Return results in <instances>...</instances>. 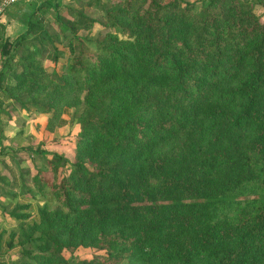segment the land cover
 I'll return each mask as SVG.
<instances>
[{
  "label": "trees",
  "instance_id": "trees-1",
  "mask_svg": "<svg viewBox=\"0 0 264 264\" xmlns=\"http://www.w3.org/2000/svg\"><path fill=\"white\" fill-rule=\"evenodd\" d=\"M197 1L90 0L102 16L86 27L107 30L87 38L63 14L80 10L41 0L1 35L0 92L34 114L80 103L71 159L36 146L51 177L35 168L27 187L19 173L11 190L0 176L8 264H264V0ZM49 9L77 41L59 74L35 57L56 37ZM1 132L0 119V153ZM78 246L102 253L76 260Z\"/></svg>",
  "mask_w": 264,
  "mask_h": 264
},
{
  "label": "rangeland",
  "instance_id": "rangeland-1",
  "mask_svg": "<svg viewBox=\"0 0 264 264\" xmlns=\"http://www.w3.org/2000/svg\"><path fill=\"white\" fill-rule=\"evenodd\" d=\"M41 0H30L27 2H20L13 4L12 6H18V10L20 13V19L26 18L27 13L33 9ZM90 0H61L63 4H68L71 7L80 10L83 16H75L69 15L67 13H63L66 19L71 20L76 24V33L79 36L93 38L99 33H103L105 28H103L97 22H93L91 25L86 27V23L90 18L93 19H101L102 12L97 4H91ZM106 1V0H105ZM115 1V0H112ZM190 3V7L196 11L199 9L200 3L197 0H188ZM64 11V8H61ZM253 12L261 19H264V9L257 4L253 5ZM37 14H42V18H40V23L42 26L51 34H56V37L53 38V41L50 42L47 39L42 42V45L38 44L34 41L35 45L39 48V52L36 54V61L47 71L55 70L58 74L64 71V67L69 60V57L72 54L77 53V41L72 40V47L69 49L67 45L66 37L71 36V32L69 30H60L55 26V21L53 19V11L49 10H40ZM24 21V19H23ZM88 24V23H87ZM2 35V28H0V37ZM31 37V34L28 35ZM85 42V41H84ZM84 47L90 50V45L84 43ZM72 52V54L70 53ZM53 57L56 60H53ZM3 57L0 56V65ZM14 61H12L13 63ZM17 68L16 71H19L17 66H13ZM5 69V68H4ZM7 85L13 86L16 84V81L13 77H8L6 80ZM73 94H68L66 97L70 98ZM82 93L77 94V97H81ZM65 99H63L64 101ZM0 117L5 119H10L12 114H16L19 116V119H16V125L19 127L24 126L25 124L21 122L22 119L27 120L29 116H26L25 113H21L22 109H20L18 103L13 101L11 97L7 95L5 92H0ZM80 107V103L77 107L66 106L58 103L57 107L53 110H50L48 113H38L41 114L42 117L31 121L29 129L31 130L29 133H26L24 140H22L23 145L15 146V151L10 152L11 155L4 164L2 168L3 174L0 175L7 183L11 184L5 185V189H16V178L19 173L22 177L25 178L26 181L30 184V177L35 172V168H40L43 171L44 176L51 177L50 168L44 164L43 155L38 153L30 152L36 146H39L42 150L47 153L50 152H62L66 155V157H72L74 148H75V140L79 131L78 124L75 122L74 115L78 112ZM33 115L32 107L28 108ZM37 115V114H35ZM25 148V149H23ZM49 157L48 154L45 155ZM4 160V159H2ZM19 165L21 166L22 171L19 170ZM70 168V164L66 163L65 165L59 167L57 169V178L66 174ZM12 179V180H11ZM3 188V189H4ZM0 196L3 198V195L0 191ZM27 200V199H26ZM3 203V200H0ZM54 201L52 205H54ZM231 214L230 211H226L222 213V215L229 216ZM221 215V213H220ZM1 222V221H0ZM4 224L6 226H10L14 224V221L10 218L5 219ZM73 255L76 260H88L93 257L95 254H101L102 251L95 249L92 246H78L73 251ZM62 255L67 258L69 253L67 251H62ZM5 263V262H4ZM0 264H3L2 262ZM117 264H125L124 262H118Z\"/></svg>",
  "mask_w": 264,
  "mask_h": 264
},
{
  "label": "crops",
  "instance_id": "crops-1",
  "mask_svg": "<svg viewBox=\"0 0 264 264\" xmlns=\"http://www.w3.org/2000/svg\"><path fill=\"white\" fill-rule=\"evenodd\" d=\"M0 24L2 25V36L3 38L11 41L15 36L20 34L25 30V24L23 19H20V13L18 10V6H8L2 10L0 13ZM21 113H25L26 116H29L27 120L22 119L21 122H23L25 125L22 127H19L16 125V119H19V116L16 115L15 113L11 115L10 119H5L3 120L2 117L1 119V143L3 146V151L0 153V175L3 174L1 171L2 168L4 167L3 162L5 163L10 157L11 153L15 151V146L23 145L22 140H24L26 133H29L31 130L29 129L31 121H34L35 119H38L39 117H42L41 114L35 115L31 111H25L22 109ZM16 144V145H15ZM4 159V160H2ZM19 168L21 166L19 165ZM12 180V179H11ZM7 181V180H5ZM11 184V181H9ZM24 184L29 187L30 184L28 181L24 180ZM16 185L18 184V177L16 178ZM27 199V200H26ZM0 200H3L4 203V198L0 196ZM23 201H28L31 200L30 203L31 205L33 204L34 201L32 199H28V196H23L22 198ZM1 203V202H0ZM2 203V204H3ZM38 204H41V201L37 200ZM32 213V212H31ZM8 217H2L0 214V226L3 227H13L14 224H11L10 226H6L4 224L5 219ZM12 220V219H11ZM13 222V220H12ZM14 252V251H13ZM12 251H9L5 254H2L0 256V263L2 262L3 264H8V260L14 259L16 257V254L13 253ZM5 262V263H4Z\"/></svg>",
  "mask_w": 264,
  "mask_h": 264
},
{
  "label": "built area",
  "instance_id": "built-area-1",
  "mask_svg": "<svg viewBox=\"0 0 264 264\" xmlns=\"http://www.w3.org/2000/svg\"><path fill=\"white\" fill-rule=\"evenodd\" d=\"M30 0H0V13L2 12V10L8 6H11L13 4L16 3H20V2H27Z\"/></svg>",
  "mask_w": 264,
  "mask_h": 264
}]
</instances>
